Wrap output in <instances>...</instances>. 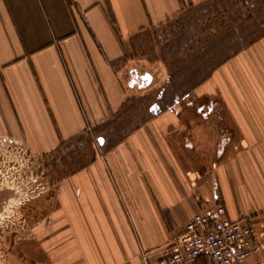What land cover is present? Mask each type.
Returning <instances> with one entry per match:
<instances>
[{"label": "crops", "instance_id": "1", "mask_svg": "<svg viewBox=\"0 0 264 264\" xmlns=\"http://www.w3.org/2000/svg\"><path fill=\"white\" fill-rule=\"evenodd\" d=\"M208 2L0 0V138L43 154L105 138L60 184L61 264H158L217 201L263 222L264 35L165 109L128 77L137 39ZM259 232L245 264L264 263Z\"/></svg>", "mask_w": 264, "mask_h": 264}, {"label": "rangeland", "instance_id": "2", "mask_svg": "<svg viewBox=\"0 0 264 264\" xmlns=\"http://www.w3.org/2000/svg\"><path fill=\"white\" fill-rule=\"evenodd\" d=\"M263 35L264 0H210L137 39L128 77L150 87L142 93L152 99L148 111L162 96L172 100L165 109L192 95L218 64ZM93 144L86 138L43 154L0 138V264H61L59 187L100 153L99 140ZM12 189L19 193L4 200ZM258 228L264 232V218Z\"/></svg>", "mask_w": 264, "mask_h": 264}, {"label": "built area", "instance_id": "3", "mask_svg": "<svg viewBox=\"0 0 264 264\" xmlns=\"http://www.w3.org/2000/svg\"><path fill=\"white\" fill-rule=\"evenodd\" d=\"M258 225L232 221L217 201L195 214L173 243L158 252V264H245L262 252ZM153 252L145 253L149 261Z\"/></svg>", "mask_w": 264, "mask_h": 264}, {"label": "flooded vegetation", "instance_id": "4", "mask_svg": "<svg viewBox=\"0 0 264 264\" xmlns=\"http://www.w3.org/2000/svg\"><path fill=\"white\" fill-rule=\"evenodd\" d=\"M12 191H14L13 193H7L6 195H5V199L4 200H7L8 199V197L7 196H9L10 197V195H12V194H18L19 193V191L18 190H15V189H12ZM11 198V197H10ZM32 199H33V197H32ZM2 209V208H1ZM0 209V210H1Z\"/></svg>", "mask_w": 264, "mask_h": 264}, {"label": "snow or ice", "instance_id": "5", "mask_svg": "<svg viewBox=\"0 0 264 264\" xmlns=\"http://www.w3.org/2000/svg\"><path fill=\"white\" fill-rule=\"evenodd\" d=\"M98 139H99V143L101 144L105 142V138L103 136H100Z\"/></svg>", "mask_w": 264, "mask_h": 264}]
</instances>
